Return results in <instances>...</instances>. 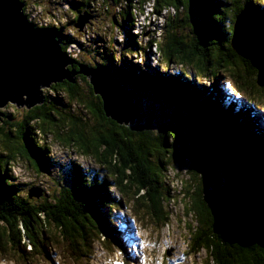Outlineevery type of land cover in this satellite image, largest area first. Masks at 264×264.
I'll use <instances>...</instances> for the list:
<instances>
[{
    "label": "trees",
    "instance_id": "16d2710c",
    "mask_svg": "<svg viewBox=\"0 0 264 264\" xmlns=\"http://www.w3.org/2000/svg\"><path fill=\"white\" fill-rule=\"evenodd\" d=\"M92 2L95 0L66 2L74 5L69 8L68 21L48 29L73 61L68 69L110 67L114 78L134 96L139 117L133 127L106 118L101 100L82 75H76L74 83L52 85L44 91L40 106L11 105L7 107L11 113L1 110L0 260H45L49 249L56 252L64 247L71 251L70 260H90L91 242L106 251L122 246L114 218L127 202H134L132 211L142 210L156 226H166V204L183 199L185 215L195 224L189 226L188 255L204 251L212 264H264V62L243 60L230 44L232 24L243 6L249 2L254 8L264 5L259 0H102V8L114 16V25L124 38L115 45L102 41L105 44L98 47L95 41L101 42L100 37L79 42L66 31L78 15L94 17ZM34 4L38 5L36 0ZM146 5L158 16L167 10L175 14L166 16L160 37L150 35L147 44L140 45L131 31L136 11L143 13ZM209 11L213 26L196 27ZM72 45L74 57L68 52ZM154 47L161 69L127 57L136 53L147 59L155 55ZM171 65L176 69L169 71ZM73 106L92 120L72 115ZM172 111L211 128L238 154L246 175L260 192L262 207L257 220L247 214L242 228L221 230L218 218L230 211H225V203L213 193L205 195L210 183L204 166L194 158L188 177L175 187L183 198H174L167 180L182 132L166 118ZM45 138L73 146L82 157L91 158L103 177L74 161L65 165L56 161ZM186 151L182 147V156L190 158ZM177 158L182 162L185 157ZM20 160L53 187L46 191L34 187L41 191L40 196L29 198L30 185L19 182L13 172Z\"/></svg>",
    "mask_w": 264,
    "mask_h": 264
},
{
    "label": "water",
    "instance_id": "95a60500",
    "mask_svg": "<svg viewBox=\"0 0 264 264\" xmlns=\"http://www.w3.org/2000/svg\"><path fill=\"white\" fill-rule=\"evenodd\" d=\"M242 12L243 9L232 24L231 48L245 61L253 62L250 57L256 55L258 61L264 62V25L248 13L241 17ZM87 23L86 16L78 15L73 26L82 31ZM237 34L243 38L238 40ZM72 65L73 61L62 52L51 30L37 28L27 21L21 0H0V116L7 105L26 109L40 106L45 100L44 90L64 81L74 83L73 78L82 75L101 100L106 118L119 126L135 125L139 117L136 100L114 78L110 67L81 65L75 72L68 69ZM166 118L182 132L174 167L186 169L189 175L193 160L200 162L210 183L205 186V195L213 193L220 203H225L222 205L225 211H230L218 218L217 225L223 226L221 230L230 232L237 225L242 228L248 221L247 214L257 220L262 207L259 189L248 178L240 157L226 140L183 113L172 111ZM182 147L190 158L182 156ZM178 156L185 158L180 162ZM39 196V190L29 192V198ZM216 216L219 217V213Z\"/></svg>",
    "mask_w": 264,
    "mask_h": 264
},
{
    "label": "rangeland",
    "instance_id": "374dc122",
    "mask_svg": "<svg viewBox=\"0 0 264 264\" xmlns=\"http://www.w3.org/2000/svg\"><path fill=\"white\" fill-rule=\"evenodd\" d=\"M68 1L70 0H49V2H47V0H36L38 3L36 6L40 8V20L44 21V25H51L55 23H60L62 25L66 24L68 21L67 14L70 13L68 10L69 7L66 3ZM101 1L102 0H95V2L91 3V9L96 13V17L94 20L90 21V24L87 23L84 26L90 30L87 29L78 31L72 27H68L66 31L70 36L73 35L79 40V42L83 41V39L89 42L91 39L89 40L86 36H88L89 33H95L96 36H94V38H101V42L96 43L95 41V44H97L98 47L105 44H103L102 41L109 42V37L112 38L110 44H114L117 41L120 42L121 38H124L121 32H117V30L116 34H112L113 28L111 25L114 20V16L111 15V13H106L104 7L102 8ZM37 10L38 8L36 11ZM164 13L166 15H164ZM168 13L171 16L175 14L174 11L167 10V13L163 12L160 14V17L164 15L160 18L157 14L152 12V22H157L160 26H164ZM251 16L256 21L264 25V17L259 15V13H255ZM135 28L136 24L134 25V29ZM153 34L152 35L156 37L155 33ZM146 39L148 40V38ZM147 40L143 42H146ZM69 49L71 53H74V48L69 47L68 51ZM154 54L158 56L156 51ZM73 56H77V54H74ZM127 57L131 58L134 62L140 63V65H143L144 62L155 68H160L161 66L154 61L153 58H139V55L136 53H134L133 56L127 55ZM97 58L95 59L97 60ZM162 68L165 70L168 69V67ZM174 68L176 69V67L170 66L168 70L172 71ZM52 95L54 96V94ZM7 107H9V105H7L3 110H6ZM7 111L10 113L12 112L10 109H7ZM66 111L67 110H63V112ZM70 112L76 117H82L84 121L92 120L90 117L87 119L86 115L78 113L74 106ZM89 124L92 125L93 123ZM47 139L48 138H45V140ZM47 143L50 144V152L53 158L59 163L65 165L74 161L79 163L85 171L90 172L93 170V173L95 172V174L102 176L99 172H97L101 171V168L95 164L91 158L82 157L80 154L75 152V148L73 146L65 147L60 142H55L50 138L47 140ZM180 170H177L173 164L172 171L168 174L167 182L170 188L173 187L174 198L179 196V199L181 200L183 196L181 194L178 195V193H176L177 190L174 188L177 186L176 183L180 184L182 179H186L188 173L185 172L186 169ZM13 172L17 175L19 182L30 185V190L37 187L41 191H46L47 189L49 190L53 187L50 181H48L45 177H39L29 164L23 160H20L19 163L14 166ZM26 190L24 193H26ZM110 191H114L115 196L119 198L118 193L113 188ZM185 204L186 201H183V199L181 200V203H179L178 200H176L175 203H167L166 211L169 212L168 223L166 226H156L149 218H146V214L142 210L132 211V207H136L134 202H127V206L115 213L114 218L115 223L120 227L119 241L122 243V246H114V250L106 251L103 250V248L97 244L96 241L91 242L92 254L90 255V260L85 259L84 261H78V258L70 260V258L73 257L69 253L71 251L64 247L63 251L58 250L56 252L49 249V256L45 260H42L41 257L35 259V257L30 259L29 262H26L23 259L16 257L15 262L7 261L5 258L4 261L0 260V264H212V262L207 258V253L204 251H201L197 255H188L190 252L188 244L189 234L191 233L189 228L191 225L194 226L195 224L191 222L190 216L185 215ZM64 255L68 257L66 258Z\"/></svg>",
    "mask_w": 264,
    "mask_h": 264
},
{
    "label": "built area",
    "instance_id": "2783aa9c",
    "mask_svg": "<svg viewBox=\"0 0 264 264\" xmlns=\"http://www.w3.org/2000/svg\"><path fill=\"white\" fill-rule=\"evenodd\" d=\"M34 0H29L28 1V4L26 6V14L28 15L29 17V21L34 23L36 26L38 27H44V21L40 20V14H39V11H40V8L37 7L34 2ZM38 8V12L36 11V9ZM31 9V11H30ZM35 14V15H34ZM136 33L139 34V36L141 37L140 39H142V34H144L145 32L148 33V32H156V37H159V34H160V25L157 23V22H152V18H151V5H146L144 7V10H143V13H137L136 11ZM164 15H166L164 13ZM162 15V16H164ZM162 16L160 18H162ZM159 30V31H158ZM145 33V34H146ZM145 34L143 35L145 37ZM89 36H93V34H90L86 37L89 38ZM147 40V39H145ZM84 41V39H83ZM70 48H74L75 49V46L72 45ZM69 55H72L71 52H70V49H69ZM72 57H74L72 55Z\"/></svg>",
    "mask_w": 264,
    "mask_h": 264
},
{
    "label": "clouds",
    "instance_id": "9594fccd",
    "mask_svg": "<svg viewBox=\"0 0 264 264\" xmlns=\"http://www.w3.org/2000/svg\"><path fill=\"white\" fill-rule=\"evenodd\" d=\"M28 1L29 0H21V2L23 3V13H24V15H25V17L27 18V21L29 22V23H31V24H33L35 27H37V28H41V29H48V28H50V27H52L53 25H51V26H48V27H38V26H36L34 23H32V22H30L29 21V17H28V15L26 14V6H27V4H28ZM34 2V1H33ZM47 2H49V0H47ZM63 2V1H62ZM55 5V4H54ZM68 6V5H67ZM25 8V9H24ZM69 10V9H68ZM70 11V10H69ZM158 14H160V13H158ZM93 15H94V17L96 16V13L95 12H93ZM168 15V14H167ZM93 17V18H94ZM73 19H74V17H72ZM88 19V23L90 24L91 22L90 21H92V20H94V19ZM167 19V18H166ZM134 21H135V19H134ZM59 25H61L60 23H58ZM113 24V23H112ZM165 24H166V21H165V23H164V26H165ZM114 25V24H113ZM115 26V25H114ZM164 26H161L160 27V34H159V37L163 34V29H164ZM69 27H72V28H74V26L72 25V26H69ZM116 28L115 29H111L112 30V34H116L117 32H121V31H119V29L117 28V26H115ZM74 29H76V28H74ZM90 30L89 28H87V27H84V29L83 30ZM77 30V29H76ZM116 30H117V32H116ZM133 34H134V27H133V29H132V31H131ZM99 33V32H98ZM146 33V32H145ZM144 33V34H145ZM93 34V36H89V40L90 39H92V38H94V36H96V34L95 33H92ZM144 34H142L141 36L142 37H144L143 35ZM123 35V34H122ZM73 36V35H72ZM134 36H135V38H137V40H139V42L138 43H140V45H146L147 44V41L146 42H143V41H145V39L146 38H149L148 36H150L148 33H146L145 34V37L144 38H142V39H140V36H138V35H136V34H134ZM153 36V35H152ZM123 38H121V41L120 42H118L117 41V43H122L123 41ZM104 42V41H103ZM107 45H109L110 43H111V41L109 40V42L107 41V42H105ZM116 43V42H115ZM115 43H114V45H115ZM154 50V51H153ZM153 53L155 52V47L153 48ZM68 56V55H67ZM69 57V56H68ZM151 58H153V57H155V59H154V61H156L157 60V58H158V56H156V55H152V56H150ZM149 57V58H150ZM70 58V57H69ZM139 58H141V57H139ZM172 67L174 66V67H177V66H175V65H171ZM95 67V66H94ZM173 70H175V68L173 69ZM172 70V71H173ZM229 90V92H231V93H233V89L232 88H230V89H228ZM15 174V173H14ZM17 176V175H16Z\"/></svg>",
    "mask_w": 264,
    "mask_h": 264
},
{
    "label": "snow or ice",
    "instance_id": "6c2138e0",
    "mask_svg": "<svg viewBox=\"0 0 264 264\" xmlns=\"http://www.w3.org/2000/svg\"><path fill=\"white\" fill-rule=\"evenodd\" d=\"M259 3L261 5H264V0H259ZM69 8L74 7V5H72L71 3H69ZM248 13L250 15H253L255 13H259V15H261L262 17H264V7H253L251 2H249L248 4L243 6V12L241 13V17L245 14ZM240 17V18H241ZM194 24V23H193ZM202 26H213V21H212V12L209 11L207 12V18L204 21H199L198 24H196V27L201 28ZM243 37L241 34H237V39L241 40ZM253 62L258 61V56L253 55L252 57H250ZM261 65L259 63H257V67H260ZM143 246V245H141Z\"/></svg>",
    "mask_w": 264,
    "mask_h": 264
},
{
    "label": "bare ground",
    "instance_id": "6f19581e",
    "mask_svg": "<svg viewBox=\"0 0 264 264\" xmlns=\"http://www.w3.org/2000/svg\"><path fill=\"white\" fill-rule=\"evenodd\" d=\"M162 11V10H161ZM167 13V12H166ZM151 14H152V12H151ZM161 14V13H160ZM158 16V15H157ZM155 17V16H154ZM158 17H160V16H158ZM155 19V18H154ZM157 19H159V18H157ZM49 24V23H48ZM134 25L136 24V19H135V23H133ZM50 25V24H49ZM46 26H48L47 24L46 25H44V27H46ZM134 34H136V35H138L139 36V34H137L136 33V28L134 29ZM148 34L149 35H152L153 33L152 32H148ZM154 35V34H153ZM153 42V41H152ZM176 184H178V183H176ZM174 189H176V188H174Z\"/></svg>",
    "mask_w": 264,
    "mask_h": 264
},
{
    "label": "flooded vegetation",
    "instance_id": "af4514ba",
    "mask_svg": "<svg viewBox=\"0 0 264 264\" xmlns=\"http://www.w3.org/2000/svg\"><path fill=\"white\" fill-rule=\"evenodd\" d=\"M73 17V16H72Z\"/></svg>",
    "mask_w": 264,
    "mask_h": 264
}]
</instances>
